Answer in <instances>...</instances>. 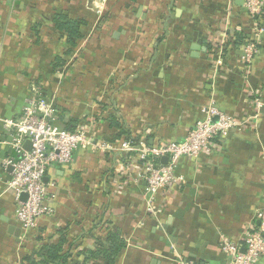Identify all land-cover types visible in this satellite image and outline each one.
Returning a JSON list of instances; mask_svg holds the SVG:
<instances>
[{
  "label": "crops",
  "instance_id": "0c3cea01",
  "mask_svg": "<svg viewBox=\"0 0 264 264\" xmlns=\"http://www.w3.org/2000/svg\"><path fill=\"white\" fill-rule=\"evenodd\" d=\"M61 10L88 25L53 72L52 61L65 49L51 22ZM250 29L244 0H0V118H18L36 83L65 121L98 120L91 146L80 147L70 165L49 167L44 183L53 214L41 217L36 231L54 242L57 229L68 226L73 237L100 219L124 239L115 264H227L221 245H242L264 194V37L246 79L240 49ZM237 33L246 38L238 41ZM222 35L228 40L218 64L210 43ZM195 39L200 50L192 57ZM212 102L242 127L212 156L180 159L184 183L153 199L158 212H146L151 199L144 183L134 181V154L98 150L114 133L97 118L101 105L155 146L182 141ZM2 191L0 183V264H20L26 237L9 233L18 228L15 207ZM94 244L84 238L78 250Z\"/></svg>",
  "mask_w": 264,
  "mask_h": 264
},
{
  "label": "built area",
  "instance_id": "2783aa9c",
  "mask_svg": "<svg viewBox=\"0 0 264 264\" xmlns=\"http://www.w3.org/2000/svg\"><path fill=\"white\" fill-rule=\"evenodd\" d=\"M244 8L251 20L250 39L240 49L243 54V74L247 79L251 73L253 57L262 44L264 0H244ZM234 34L230 32L228 36ZM228 36L222 35L217 42L210 43L218 58L226 48ZM217 46L220 51L216 53ZM217 63H222L221 57ZM253 94L259 96L261 93L256 90ZM200 113L202 118L180 142L148 146L146 142L140 141L137 147H133L122 141L104 143L98 147V150L107 153L134 154L136 162L133 170L137 173L134 181L144 183L145 193L151 199L147 202L146 212H158L153 206V199L159 194L168 195L173 188L184 183L183 177L177 172L180 159L197 160L212 156L231 131L242 127L240 121L221 113L214 102L202 108ZM55 114L53 105L44 97L41 87L33 83L29 86V95L24 100L19 117L8 120L0 118V127L4 133V140L0 141L2 194L12 195L15 207L13 222L24 238L37 227L41 217L53 214L44 183L49 167L55 164L70 165L73 154L84 145L91 146L97 132L98 121L95 120L89 125L81 123L73 132L59 129L55 125ZM27 143L30 144L29 150L24 149ZM164 158L167 159L166 163L161 161ZM5 173H8L7 179L2 178ZM22 195H26L25 201L21 200ZM241 243L240 246L230 243L221 245L220 250L226 256L227 264H257L264 256V194L262 206L255 213L254 223L245 231ZM178 264L193 263L180 260Z\"/></svg>",
  "mask_w": 264,
  "mask_h": 264
},
{
  "label": "trees",
  "instance_id": "16d2710c",
  "mask_svg": "<svg viewBox=\"0 0 264 264\" xmlns=\"http://www.w3.org/2000/svg\"><path fill=\"white\" fill-rule=\"evenodd\" d=\"M129 1L135 2V0ZM51 22L55 30L60 34V37L64 39L65 43L62 56L55 57L51 63L53 72H56L61 70L65 65L67 61L66 58L71 56L77 43L84 39L85 28L88 24L84 19H74L70 17V15L63 10L55 11ZM33 31L37 34L38 28L34 26ZM236 37L238 41L242 40V38H246L242 33H237ZM35 43H38V40H36ZM261 46H259L258 49L261 48ZM104 110H108L107 105H101V114H98L97 118H102L114 132L107 142L112 143V141L123 140L130 143L133 147H137L140 142V137L134 135L114 111L112 113L111 110V112L108 111L105 114ZM55 117V125L59 129L69 132L75 131L79 124V121L74 119L65 121L60 117V112L58 111ZM126 158L127 157L122 156L121 159L127 161ZM104 194L106 195L108 192L104 191ZM79 223L81 224V222ZM110 225V223H102V221L98 219L95 223H92L89 230L81 232L80 235L77 233L73 237H70L71 234L68 231V226L59 228L55 231L57 239L54 242L52 238L47 237L42 232L40 233L39 231H42L41 229L36 231L37 228H35L24 240V249L21 253L20 264H96L98 262L103 264H115L116 259L125 249V242L121 237L120 231ZM101 231L103 234L97 237V234H100ZM87 237L95 240L94 248L91 250H78L82 240Z\"/></svg>",
  "mask_w": 264,
  "mask_h": 264
},
{
  "label": "water",
  "instance_id": "95a60500",
  "mask_svg": "<svg viewBox=\"0 0 264 264\" xmlns=\"http://www.w3.org/2000/svg\"><path fill=\"white\" fill-rule=\"evenodd\" d=\"M242 2V1H241ZM241 2L239 3V5H241ZM264 37V33L262 34V36H261V38H263ZM191 49H192V57H197L198 56V53H199V50H200V46H199V43L196 41V39L194 40V43H193V45H192V47H191ZM215 121V120H214ZM4 140V138L2 137V138H0V141H3ZM6 140H10V139H6ZM24 149L25 150H29L30 149V144L29 143H27V144H25L24 145ZM163 163H166V161H167V159L166 158H164V159H162L161 160ZM10 171V170H9ZM21 200L22 201H25L26 200V195H22L21 196ZM4 220V222H6L7 223V220L6 219H3ZM9 233L10 234H13L15 237H19L20 236V234H21V232H20V230L18 229V228H14L13 226H10L9 227Z\"/></svg>",
  "mask_w": 264,
  "mask_h": 264
}]
</instances>
